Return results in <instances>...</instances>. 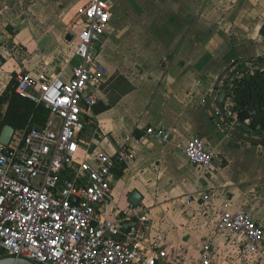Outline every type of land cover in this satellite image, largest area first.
<instances>
[{
	"label": "built area",
	"instance_id": "built-area-1",
	"mask_svg": "<svg viewBox=\"0 0 264 264\" xmlns=\"http://www.w3.org/2000/svg\"><path fill=\"white\" fill-rule=\"evenodd\" d=\"M113 16L110 0H84L67 24L75 41L70 62H80L66 72L36 69L15 76L14 91L50 115L42 125L15 128L7 145L0 142V249L42 264H261L264 226L247 207L220 210L213 235L194 257L171 247L161 230H151L149 208L111 207L116 170L134 161L136 151L128 136L113 153L96 149L86 133L109 72L94 45L110 32ZM4 111L0 104V116ZM171 136L153 126L142 135L164 143ZM183 152L204 171L217 157L198 134ZM201 198L209 202L210 194Z\"/></svg>",
	"mask_w": 264,
	"mask_h": 264
},
{
	"label": "crops",
	"instance_id": "crops-1",
	"mask_svg": "<svg viewBox=\"0 0 264 264\" xmlns=\"http://www.w3.org/2000/svg\"><path fill=\"white\" fill-rule=\"evenodd\" d=\"M151 1L139 0L144 9L150 8L146 15L129 17L124 21V24L134 25L132 27L136 31V39L139 40L138 50L141 56L137 69L123 67L122 75L130 90L116 104H109V109L98 113L96 109L104 98L103 91L113 74L108 72L99 91V102L92 113L99 123L94 122L97 128L90 131L87 138L93 140L96 149L110 153L116 151L127 136L134 149V143L141 142L139 149L145 159L138 158L136 152L134 161L116 170L111 207L116 209L128 205L134 191L142 194L140 206H147L151 202V205H155L154 210L158 212L164 203L172 202L171 205H166L172 207V213L168 216H172L175 226L170 223L156 225L151 217L149 226L153 231L161 230L171 247L185 248L188 256L194 257L203 241L208 238L202 239L201 235L210 231L205 224L206 218L216 215L217 221L222 209L236 211L247 207L252 216L264 226V144L245 142L225 132L204 105L219 77L226 70L228 72L221 80V88H230L225 86V80L234 72L235 67L231 66L235 61L250 65L251 60L264 57V35L260 32L262 26L251 17L252 11L257 13L258 4L262 0H238L235 6L232 5L235 0ZM230 6V12L237 9V14L233 12L226 18L229 13L224 10ZM7 12L0 2V95L8 90L12 80L15 83V76L19 72L41 68L57 73L69 70V64L74 59L71 62L66 61L58 53L53 56L47 53L41 58L39 55L32 58L33 55L30 54L28 57L32 60L24 58L21 61L19 57L16 58L6 51L2 44L3 38L8 36V31L4 28L6 18L22 22L19 17L12 14L8 16ZM114 18L113 16L110 33ZM13 31L16 32L15 29ZM21 36L19 34L14 42L17 39L22 42L19 39ZM66 42L74 50L75 41ZM148 42L157 44L161 50L151 49L153 46H149ZM239 44L252 46L255 52L246 56L224 55L225 58H221L229 45ZM257 46L261 50L258 51ZM151 50L154 52L151 53ZM141 67H145L143 73L139 70ZM143 91L149 92L150 97L140 104V108L137 96ZM232 102L233 97L228 92L226 109L231 112L232 127L246 135L261 137L251 135L237 121V115L231 111ZM2 105L6 109L7 103ZM150 126L172 131L171 140L164 143L157 139L143 138L144 129ZM135 128L136 131L131 133ZM98 131L99 137H96ZM196 134L204 137L208 145L215 149V159H219V164L213 163V167L207 171L191 164L183 152L188 141ZM232 148L241 157L239 163L234 161L237 163V170L239 174L245 175L244 179L247 181L246 188L240 193L239 190L234 191V188L218 181L232 166L233 158L229 157V150ZM179 153L189 163L191 176L188 172L184 173L175 162V156ZM142 161L151 168L148 172L141 170L138 173L137 168ZM164 179L167 180L166 184L170 183L169 187H164ZM129 192H132L130 196ZM204 193L210 194L209 202L201 198ZM189 196H192V202L188 205L186 201ZM179 201L183 203L177 205ZM204 207L207 209L204 210ZM195 219L197 226H188Z\"/></svg>",
	"mask_w": 264,
	"mask_h": 264
},
{
	"label": "rangeland",
	"instance_id": "rangeland-1",
	"mask_svg": "<svg viewBox=\"0 0 264 264\" xmlns=\"http://www.w3.org/2000/svg\"><path fill=\"white\" fill-rule=\"evenodd\" d=\"M83 1L84 0H0L3 8L8 11V16L12 14V16L14 15L16 17H19L22 21L20 22L17 20H10L6 18V24L4 25V28L7 29L8 36L7 38H3L2 42L3 46L6 47V51L10 52L16 58L19 57L21 61H24V58L32 60V58H34L36 55H39V57L41 58L42 56L47 55V53H49V55L51 56L58 53L64 58V60H70L72 56L73 46L69 45L66 42V32L68 29L67 24L74 9ZM110 1L114 7L115 17L112 26V32H109L110 34L108 33V35H106L102 43H97L94 45L96 59L104 63L109 69L110 73H113L107 88L103 91L104 98L100 101L97 107L98 109L104 108L105 105L116 104L122 98V96L130 90L127 80L122 75V71H124L123 67H129L130 69H133L134 67L137 69L138 62L140 61L141 56H139L138 50L139 40L136 39V31L132 27L134 25L124 24V21L129 17L146 15L147 11L150 9H144L143 6H140L139 0ZM145 1H150V3L152 2L151 0ZM236 4H238V0H235V3L232 2V5L235 6ZM236 10L237 9H235L233 12L235 13ZM230 11H232L231 6L230 8H225L224 12L229 13L226 18H229V15L233 13ZM251 15L252 19L257 22L258 25L260 24L262 26V30L260 32L264 35V0H262L261 3L258 4L257 13L255 14V12L252 11ZM14 29L16 30V32L13 31ZM234 29L235 27H233V30ZM19 34H22V36L19 38L22 40V42H20L18 39L17 42H14L16 40L15 38H17ZM147 44H149V46L151 47L153 46L151 48L153 50L159 51L160 49L159 46H156L157 44L155 45L151 42H148ZM230 46L231 45H229L224 50L225 54L223 53V55H221V58H225L224 55H227L229 57L233 54L246 56L251 55L253 54V52H255V48L249 45L239 44L233 45L231 47ZM256 49L259 51L261 50V47L257 46ZM153 52L154 51L151 50V53ZM30 54L33 55L32 58L28 57ZM79 62L80 59L74 60V63ZM144 68L145 67L139 68V70H141V73L144 72ZM139 95L140 96H137V104L141 108L142 102L146 101L150 96L149 92L146 93L145 91L141 92ZM158 105H160V102H158ZM204 105H206V101L204 102ZM96 123H99V121L97 120ZM96 123H94L93 126L91 124L88 127L86 136H89L90 131H94L97 128ZM132 130L133 131L131 133H134L136 131V128ZM99 133V131L96 132V137H99ZM140 143L141 142L134 143L135 151L138 154V158L143 157V159H145L139 149ZM229 157L233 158L232 166L227 173L218 178V181L222 184H226L227 186H229V188H234V191L239 190L240 193L246 188L247 181L246 179H244L245 175L239 174L237 170V163H235L234 161L239 163L241 157L239 153H237L236 149L233 148L229 150ZM175 158V162L179 164L181 170L184 173L188 172V175L191 176L189 172V163L186 161V158L181 153L176 155ZM214 163L219 164V159H215ZM150 168L151 166H147V163L142 161L140 166L137 168V171H139L138 173H141V170H143V172H148ZM243 170L245 169L243 168ZM249 174H247V176ZM166 183L167 180L164 179V187H169L170 183ZM131 193L132 192H129V196L131 195ZM180 202L182 201L177 202V205L178 203L180 205ZM150 203L151 202H148L149 206H147L149 207L150 217L155 220L156 225L160 224L161 226L170 223L175 226V224L172 223V216H168V214L172 213V207H168L166 205H171L172 202L164 203V205H162V207L160 208V212L155 211V205H151ZM262 204V206H264V200ZM204 208V210L207 209L206 207ZM259 209H261V206L259 207ZM166 212L167 214H165ZM216 217L217 216L214 215L206 218L207 220L205 224L210 231L202 233V239L213 235ZM197 223V219L191 220V223H188V226H190L191 224L197 226ZM195 228L199 233H201L197 227ZM183 233L184 232H181V234ZM200 237H198V239ZM261 264H264V261Z\"/></svg>",
	"mask_w": 264,
	"mask_h": 264
},
{
	"label": "trees",
	"instance_id": "trees-1",
	"mask_svg": "<svg viewBox=\"0 0 264 264\" xmlns=\"http://www.w3.org/2000/svg\"><path fill=\"white\" fill-rule=\"evenodd\" d=\"M249 63L250 65L235 61L231 66L235 67L234 72L226 78L225 86L230 87L229 93L233 97L231 111L237 115V121L251 135L264 137V57H258ZM3 103H7V106L0 116V134L7 124L16 129L29 123L42 125L50 115L48 108L17 94L13 80L8 90L0 95V104ZM110 105L96 111H105Z\"/></svg>",
	"mask_w": 264,
	"mask_h": 264
},
{
	"label": "water",
	"instance_id": "water-1",
	"mask_svg": "<svg viewBox=\"0 0 264 264\" xmlns=\"http://www.w3.org/2000/svg\"><path fill=\"white\" fill-rule=\"evenodd\" d=\"M73 38H74L73 32L68 31L66 33V40L72 41ZM227 72L228 70H226L221 74L213 90L211 91L210 96L206 103L207 109L210 111L213 118L216 120V122L225 132L230 133L245 142L264 144V138L246 135L243 132L232 127L231 112H228L226 109V97L228 95V91L226 88H221V80ZM14 75H16V73H14ZM14 131L15 128L12 125L9 124L5 125L0 134V142L2 144L7 145L10 142ZM141 198H142V194L139 191H134L130 196L129 201L133 205H139ZM0 264H42V263L34 262L21 257L7 255L4 249H0Z\"/></svg>",
	"mask_w": 264,
	"mask_h": 264
}]
</instances>
